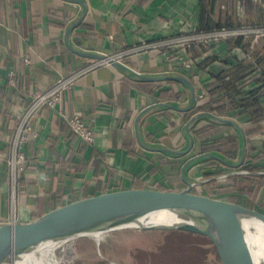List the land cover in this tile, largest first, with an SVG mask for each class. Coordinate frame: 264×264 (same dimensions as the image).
Segmentation results:
<instances>
[{"label":"crops","instance_id":"0c3cea01","mask_svg":"<svg viewBox=\"0 0 264 264\" xmlns=\"http://www.w3.org/2000/svg\"><path fill=\"white\" fill-rule=\"evenodd\" d=\"M216 26H264V0H0V221H11L7 161L18 116L34 91L98 60L95 54L115 58L128 69L109 62L90 69L54 109H42L35 116L23 146L26 160L17 183L16 223L108 192H174L186 187L182 164L202 152V139L192 133V149L186 155L152 151L138 143L135 122L145 146L185 149L188 134L180 111L159 103L184 107L190 91L178 80L153 81L138 74L197 79L195 101L206 108L209 96L202 85L210 76L230 71L228 79L237 88L232 96L238 104L247 100V106L245 111L242 105L230 109L229 118L244 132L264 129V34L207 36L168 55L159 47L127 53L176 35L219 31ZM186 63L192 65L193 76L186 74ZM258 111L262 114L253 117ZM73 114L91 130L90 143L70 128L67 118ZM209 123L207 118L195 125L198 133L216 127L206 141L234 133ZM248 146L250 155L264 151V133L250 137ZM212 170V164L198 162L188 178L202 180ZM99 180L108 184V191L99 193ZM206 183L196 184L200 191L194 185L191 192L213 197ZM262 195L264 189L253 207L264 206ZM235 198L241 205L248 202L237 193Z\"/></svg>","mask_w":264,"mask_h":264},{"label":"water","instance_id":"95a60500","mask_svg":"<svg viewBox=\"0 0 264 264\" xmlns=\"http://www.w3.org/2000/svg\"><path fill=\"white\" fill-rule=\"evenodd\" d=\"M94 56L97 59L108 60L114 66L128 69L125 64L112 57L100 54ZM137 76L153 81L163 78L174 79L188 87L190 99L186 106L176 107L159 103L160 106L182 112L189 110L195 103L194 86L191 80L183 76L148 77L143 74ZM207 116L237 131L241 149L236 161L230 162L228 158L214 151L201 152L191 156L182 164L180 175L186 184L182 190L171 192L143 189L108 192L65 204L29 222L0 221V264H15L31 252L38 256L40 250L48 245L57 244L61 247L80 238H92L98 246L99 241H96L94 235L127 229L179 230L195 233L211 241L219 254L221 264H264V211L227 199L191 192L194 185L212 179L246 173L264 174V171L251 172L239 169L245 157L246 137L244 130L235 120L229 117L221 118L208 111L196 113L185 124L188 145L183 150L145 146L137 132V120L135 122L136 138L145 149L162 151L171 155H186L192 149L193 142L192 132L189 131L190 122ZM208 158L232 170L204 180L189 179L188 171L191 166ZM158 214H163L167 220L148 222L149 218Z\"/></svg>","mask_w":264,"mask_h":264},{"label":"rangeland","instance_id":"374dc122","mask_svg":"<svg viewBox=\"0 0 264 264\" xmlns=\"http://www.w3.org/2000/svg\"><path fill=\"white\" fill-rule=\"evenodd\" d=\"M211 190L216 198L226 192L239 195L231 181L215 183ZM235 199V203H241ZM249 199L254 203L257 197ZM250 208L264 211L262 204ZM207 240L179 230L127 229L106 234L98 246L92 238H80L57 248L55 253L60 264H221L217 250L205 247Z\"/></svg>","mask_w":264,"mask_h":264},{"label":"trees","instance_id":"16d2710c","mask_svg":"<svg viewBox=\"0 0 264 264\" xmlns=\"http://www.w3.org/2000/svg\"><path fill=\"white\" fill-rule=\"evenodd\" d=\"M222 27L230 28L231 26H216L217 29H222ZM205 29H210L211 27H204ZM204 29V30H205ZM240 38V37H239ZM232 73L230 71L223 72L222 74H219L217 76H210L209 81H207L205 84L202 85V87L205 89V92H207V96H209L208 102L209 106L205 108V105L197 103L195 101L194 105L189 108L187 111L180 112L182 116L183 123H186L190 120V118L195 115L198 112L202 111H210L211 113H214L215 115L219 117H229V110L232 108H236L239 105L243 106L242 111H245L246 109V101L245 99H240L238 102H236V99L232 96L231 92H235L237 88L235 87L234 81L228 79V77ZM233 79V78H232ZM235 79V78H234ZM238 80V78H236ZM191 82L194 86H197L199 81L193 78H190ZM255 91H253L250 95H253ZM257 100V99H256ZM256 102V101H255ZM258 111V113L252 114L254 117H258V115H261ZM264 116V114H262ZM209 119L212 126H223L228 129L234 130L231 126L227 124H222L210 117H201L198 118L189 124V131H192L196 136L202 139V152H208V151H214L223 157H226L230 159L231 161H236L240 154V140L239 136L236 130H234V133L231 135L224 136L223 138L218 139H208L207 141L204 139L208 135L211 134V130H216V127H212L210 131H207L204 133V131L198 133L197 129H195L196 123L201 119ZM218 131V129H217ZM264 133V129L261 127H254L250 130L245 131V137H246V152L245 157L242 162V166L239 169H246L251 172H259L264 171V151L259 152L256 155H250V152L252 149L250 146H248V140L250 137L258 134V133ZM204 139V140H203ZM205 163L212 164V166L215 168V170H212L208 173H204L202 176L203 179H208L209 177H214L217 175L225 174V172L231 170L226 165L219 164L214 159L208 158L205 161H202ZM228 182L231 181L235 186L237 187V191L239 192L240 196H244L248 199V202L244 203L245 206L252 207L251 202L249 201L251 197L253 196H260V191L264 189V174H253V173H246L242 175H231L226 176L225 178L220 179H212L209 180L208 183L205 185H214L215 183L219 182ZM97 189L99 193H104L109 190L108 184H102L101 181H97ZM196 191H200V185L195 186ZM259 192V193H257ZM258 194V195H257ZM232 197V198H231ZM264 197V195H262ZM221 199H226L232 202H236V199L233 195V193H226V194H220Z\"/></svg>","mask_w":264,"mask_h":264},{"label":"built area","instance_id":"2783aa9c","mask_svg":"<svg viewBox=\"0 0 264 264\" xmlns=\"http://www.w3.org/2000/svg\"><path fill=\"white\" fill-rule=\"evenodd\" d=\"M239 34H264V26L246 27L242 26L239 28H225L219 29V31L213 32H198L192 35H176L170 39L160 40L154 42V44H144L137 46L133 49H128L127 53H135L138 50H146L149 48L159 47L164 48V54L168 53L173 49L182 48L187 45L190 41L202 40L207 36L219 35H239ZM115 59V58H114ZM108 60L98 59L93 60L89 64L80 67L74 71H71L65 75H59L50 85L40 90L34 91L30 102L25 106L22 113L18 116L16 125L14 127L12 137L9 142V158L7 161L9 170V192H8V206L9 215L11 218L10 222H15L17 217V183L21 172L23 171L26 156L23 150V146L26 141V135L33 132V120L35 116L42 109H54L61 101L62 95L65 91L69 90L77 81V79L89 71L90 69L99 66ZM186 74H190L192 65L190 63L184 64ZM202 95H200L201 97ZM70 128L74 133L84 142L90 143L92 141V132L85 125L83 120L77 114H73L67 118Z\"/></svg>","mask_w":264,"mask_h":264},{"label":"bare ground","instance_id":"6f19581e","mask_svg":"<svg viewBox=\"0 0 264 264\" xmlns=\"http://www.w3.org/2000/svg\"><path fill=\"white\" fill-rule=\"evenodd\" d=\"M148 219V218H147ZM157 220H167L163 214H158L153 218H149L148 222L154 223ZM96 241H103L106 234L94 235ZM59 246L57 244L48 245L46 248L40 250L38 256L31 252L24 255L21 260H18L15 264H60L58 256L55 253L56 248Z\"/></svg>","mask_w":264,"mask_h":264},{"label":"flooded vegetation","instance_id":"af4514ba","mask_svg":"<svg viewBox=\"0 0 264 264\" xmlns=\"http://www.w3.org/2000/svg\"><path fill=\"white\" fill-rule=\"evenodd\" d=\"M207 241H208V245H206L205 247H207L208 249L211 247L210 249H212L214 247L213 244L211 243V241H209V240H207Z\"/></svg>","mask_w":264,"mask_h":264}]
</instances>
